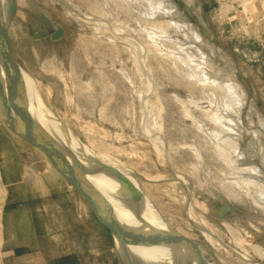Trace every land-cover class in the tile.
Wrapping results in <instances>:
<instances>
[{
	"label": "rangeland",
	"instance_id": "obj_1",
	"mask_svg": "<svg viewBox=\"0 0 264 264\" xmlns=\"http://www.w3.org/2000/svg\"><path fill=\"white\" fill-rule=\"evenodd\" d=\"M162 1L4 0L3 21L38 118L98 174L123 226L161 234L141 239L159 264H264V164L248 144L264 121V0H194L188 14L170 0V15ZM0 176V257L126 264L84 196L1 111Z\"/></svg>",
	"mask_w": 264,
	"mask_h": 264
},
{
	"label": "water",
	"instance_id": "obj_2",
	"mask_svg": "<svg viewBox=\"0 0 264 264\" xmlns=\"http://www.w3.org/2000/svg\"><path fill=\"white\" fill-rule=\"evenodd\" d=\"M180 1L177 0V3L180 4V7L182 6V8H184V2L186 0ZM200 11L201 14H203L202 7ZM6 26L7 22H4L1 25L2 33L5 36V42L2 44L3 47L0 46V97L1 99H6V102H2V104H0V111L5 116L8 126L45 153L53 166H55L65 179L84 196L99 221L111 231L115 240H120L127 244H138V242L140 243L142 241L141 239H144L145 237L146 239L144 240L148 241L149 244L160 243L157 239L161 237L159 232L157 234L149 232L146 235L141 232L137 233L123 226L118 221L112 206L103 198L95 186L85 179L84 176L86 173L88 174V172L83 168L80 169L77 165L71 162L70 159H74L70 156L69 152L65 151L60 145L57 146L55 142L48 138L47 134L42 132V129L37 126L30 115L27 103L25 102V97L23 95H21V97L24 98L23 104L18 105V110L20 112L16 109V106L13 105V98L17 95V89H19V93L21 92L20 86L22 69L13 56L11 42ZM4 85L6 87V91L3 88ZM5 93L7 94L6 98ZM12 114H16L22 118L25 117L27 123L26 126L22 128L20 125L16 124L14 121L15 119L12 118ZM199 261L200 264H204L201 258Z\"/></svg>",
	"mask_w": 264,
	"mask_h": 264
},
{
	"label": "bare ground",
	"instance_id": "obj_3",
	"mask_svg": "<svg viewBox=\"0 0 264 264\" xmlns=\"http://www.w3.org/2000/svg\"><path fill=\"white\" fill-rule=\"evenodd\" d=\"M85 1V0H84ZM97 1V0H96ZM165 2H167V0L166 1H162L161 2V13L162 14H166V15H170V13H173V11L174 12H176L177 11V8H176V5H173V4H171V1L169 0L167 3H165ZM94 3H95V1H94ZM99 4V3H98ZM178 7V6H177ZM96 9V8H95ZM164 12H167V13H164ZM170 12V13H169ZM103 15V14H102ZM26 17V16H25ZM96 17H97V15H96ZM99 19V18H98ZM100 20V19H99ZM102 21V20H101ZM98 22V21H97ZM191 23V22H190ZM193 23V22H192ZM3 24V4L1 3L0 4V30H1V25ZM189 25H191V24H189ZM194 28H196V27H194ZM194 28H190L191 29V32H192V34L195 36V37H199L200 35V33L198 32V30H195ZM1 32V34H2V30L0 31ZM1 34H0V40L3 42L4 41V37H3V35H2V37H1ZM194 37V38H195ZM202 37V36H201ZM211 42H213V41H211ZM94 43H96V42H94ZM99 44V43H98ZM97 45V44H96ZM95 45V46H96ZM208 45V44H207ZM0 46H2V44L0 43ZM211 46H214V47H217L216 46V44L214 45L213 43L211 44ZM3 47V46H2ZM196 49V48H195ZM219 50V49H218ZM202 51V50H201ZM215 51V50H214ZM221 51H223V50H221ZM203 52V51H202ZM201 54V53H200ZM1 56V55H0ZM3 57V56H2ZM1 58V57H0ZM2 61V60H1ZM230 62V61H229ZM231 65V64H230ZM233 65V64H232ZM21 69H22V72H21V86H20V90H21V92L19 93L18 92V90L19 89H17V95H15L14 96V98H13V105L14 106H16V109L18 110L19 109V104L20 105H22L23 104V99L24 98H22L21 97V95H23L24 97H25V102L26 103H28L27 104V106H29V112H30V115L32 116V118L33 117H36V118H38V111L35 109V107L33 106L34 104H32L33 102H34V100H33V97H39V93L37 94V91H36V89L37 88H35V85H34V83H33V80H32V77L21 67ZM224 72V71H223ZM226 75V74H225ZM4 89H5V91H6V87H5V85H4V87H3ZM7 97V94L5 93V98ZM1 99V98H0ZM28 101V102H27ZM37 101H40V100H37ZM3 102H6V100L5 99H3ZM0 104H2V101H0ZM39 109V108H38ZM19 111V110H18ZM17 112V111H16ZM20 112V111H19ZM19 114V113H18ZM12 118L13 119H15L14 121H15V123L16 124H18V125H20L22 128H24L25 126H26V120H25V117H19V116H17L16 114H12ZM34 121H35V119H33ZM36 120H38V121H36V124L42 129V132H44L45 134H47V136H48V138H50L52 141L54 140L53 139V135H52V133L47 129V127L45 126V122H44V120H40L39 118L38 119H36ZM263 121V120H262ZM263 126H264V121H263V123H261ZM256 134H257V131H256ZM260 139V138H259ZM53 142H55V140L53 141ZM58 143V142H57ZM57 143H55L56 145H57ZM58 146V145H57ZM263 150V149H262ZM264 157V156H263ZM69 158H71V157H69ZM78 159V158H77ZM76 159V160H77ZM71 160V162H73L75 165H76V161H75V159L74 160H72V159H70ZM78 161L80 162V160L78 159ZM82 163L84 164V166L86 165L83 161H82ZM82 164V165H83ZM252 167V166H251ZM83 169H85L84 167H83ZM86 170V169H85ZM256 171V170H255ZM258 175V174H257ZM253 176V175H252ZM85 179L87 180V181H89L91 184H93L92 183V180L94 181H100L99 179V177H98V174H92V175H90V174H85ZM103 184H104V186H105V183L103 182ZM94 186H95V188L100 192V194H104V196H107V195H105V191L103 190L105 187H102V186H99V183H97V184H93ZM103 191V192H102ZM109 198V197H108ZM111 206H113V204L111 205ZM114 207L116 208V206H113L112 207V209L114 210V212H115V215H116V217H117V219H118V221L120 222V220H119V218L121 217V215L120 214H117V210H115L114 209ZM119 213V212H118ZM120 215V216H119ZM122 220V219H121ZM130 221L131 222H134V220L133 219H131L130 218ZM121 223V222H120ZM134 223H136V222H134ZM133 223V224H134ZM163 238V237H162ZM126 244V243H125ZM116 245H117V249L118 248H123V249H125V250H123V257H124V259H125V261H126V264H139V262L141 263V264H159L160 262H158V258H156L157 256L155 255V254H153L152 252L153 251H151L150 250V247H148V246H150V245H148L147 246V244L146 243H142V241L139 243L138 242V244H126L127 246H125V245H123V242L122 241H120V240H116ZM138 247H140V248H142V250H143V253L142 252H140V251H138L136 248H138ZM121 248V249H122ZM153 248V247H152ZM120 250V249H119ZM144 251H147L148 252V254H147V256H146V254L144 255ZM120 253H122V251H120ZM154 256V257H153ZM153 258H154V260H153ZM165 260H162L161 259V264H169V260L167 261L166 259V257L164 258ZM157 260V261H156ZM184 260V259H183ZM138 263H137V262ZM156 261V262H155ZM165 261H166V263H165ZM182 264H184V262H182Z\"/></svg>",
	"mask_w": 264,
	"mask_h": 264
},
{
	"label": "flooded vegetation",
	"instance_id": "obj_4",
	"mask_svg": "<svg viewBox=\"0 0 264 264\" xmlns=\"http://www.w3.org/2000/svg\"><path fill=\"white\" fill-rule=\"evenodd\" d=\"M176 1V3H174V4H176V5H178V7L179 8H181L180 7V4L179 3H177V0H175ZM180 1V0H179ZM3 2H4V0H0V4L2 3L3 4ZM181 2V1H180ZM195 6V1L194 0H186L185 2H184V9H185V11L187 12L186 14H188V12H189V9L190 8H192V7H194ZM176 14V13H175ZM174 14V15H175ZM178 14V13H177ZM185 14V13H184ZM172 15V14H171ZM196 16H200L201 18L204 16V9H203V14H201V11H199L198 12V15H196ZM199 17V18H200ZM176 18L178 19V20H186V23L189 21V19H190V17H188V16H176ZM3 23H4V21H3ZM196 24H198V23H196ZM192 25V24H191ZM203 30H204V28H203ZM257 131V134H256V131ZM252 138H256V140L255 139H251V140H249L248 141V144L251 146V144H253V145H256V147H257V149H258V151H257V154H256V156L259 158V161L262 163V164H264V126L261 124V122H260V124H257L256 125V128L254 129V131H253V136H252ZM260 138V139H259ZM252 145V146H253ZM263 149V150H262ZM247 158L248 159H252V154H251V152H248V154H247ZM2 165V171H3V173L5 174V176H7L6 174L7 173H5V170H4V166H3V164H1ZM257 167H258V169L261 171L258 175H255L256 177H258V178H260V179H262V180H264V173H263V171H262V169L258 166V165H256ZM8 181H9V179H8ZM261 195H262V198L264 199V190H263V193H261ZM184 259V255L182 256V260ZM183 262H184V260H183ZM200 263V262H199Z\"/></svg>",
	"mask_w": 264,
	"mask_h": 264
},
{
	"label": "crops",
	"instance_id": "obj_5",
	"mask_svg": "<svg viewBox=\"0 0 264 264\" xmlns=\"http://www.w3.org/2000/svg\"><path fill=\"white\" fill-rule=\"evenodd\" d=\"M1 177V176H0ZM5 185H7L8 186V184L7 183H9V185H11L10 183V181H7L6 179H5ZM17 209L18 208H16V209H14V210H11V212H17ZM3 211H4V208H3ZM12 221H14V220H12ZM11 221V226L13 227V228H16V229H19V226L20 225H18V224H15L14 222H12ZM27 222H29V224H31L32 223V221L31 220H29V221H25L24 222V224H23V226L24 227H30V229L31 228H33V229H35V227H32V225H30V226H28L27 224ZM12 223H13V225H12ZM101 229V228H100ZM31 231V230H30ZM32 232V231H31ZM37 232L38 231H33L31 234L33 235V233H35V234H37ZM33 237V236H32ZM5 238V237H4ZM4 238H3V241H5L4 240ZM116 247H117V245H116ZM9 253H4V254H2L1 255V257H0V259H1V264H6V263H8V262H10V263H12V264H47L46 262H44V258H42V256H40L39 254H37V253H34V252H31V253H29V252H26V251H24V250H20V252L18 253V252H11V250H9L8 251ZM26 253V254H25ZM10 254V255H9ZM77 256L80 258V256L77 254ZM81 259V258H80ZM124 259V258H123ZM4 260H8L6 263L4 262ZM81 261H82V259H81ZM125 261V260H124ZM82 264H84L83 262H82Z\"/></svg>",
	"mask_w": 264,
	"mask_h": 264
},
{
	"label": "trees",
	"instance_id": "obj_6",
	"mask_svg": "<svg viewBox=\"0 0 264 264\" xmlns=\"http://www.w3.org/2000/svg\"><path fill=\"white\" fill-rule=\"evenodd\" d=\"M5 178H7V176ZM20 206H21V204H19V203H12V204H9L5 207V211L14 210L16 208H19ZM16 252L19 253L20 250H16ZM8 263L11 264L10 262H8ZM51 264H82V261L77 255L69 254V255H64V256H60V257L56 258L55 260L51 261Z\"/></svg>",
	"mask_w": 264,
	"mask_h": 264
}]
</instances>
